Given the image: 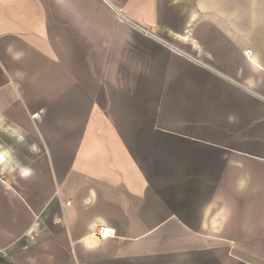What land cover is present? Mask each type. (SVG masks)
I'll list each match as a JSON object with an SVG mask.
<instances>
[{"label":"crops","instance_id":"crops-1","mask_svg":"<svg viewBox=\"0 0 264 264\" xmlns=\"http://www.w3.org/2000/svg\"><path fill=\"white\" fill-rule=\"evenodd\" d=\"M0 264H264V0H0Z\"/></svg>","mask_w":264,"mask_h":264},{"label":"built area","instance_id":"built-area-1","mask_svg":"<svg viewBox=\"0 0 264 264\" xmlns=\"http://www.w3.org/2000/svg\"><path fill=\"white\" fill-rule=\"evenodd\" d=\"M143 31L145 33H148L150 35H152V33H150L149 31L143 29ZM195 61H197V59H193ZM95 236L100 240V239H105L107 237H110L113 235V231L111 228L107 227V226H101L99 227V229L94 233Z\"/></svg>","mask_w":264,"mask_h":264},{"label":"rangeland","instance_id":"rangeland-1","mask_svg":"<svg viewBox=\"0 0 264 264\" xmlns=\"http://www.w3.org/2000/svg\"><path fill=\"white\" fill-rule=\"evenodd\" d=\"M15 145H16V148H17L16 150H17V153H18V151L24 149V146L26 145V142H23V141L18 142V141H17V142L15 143ZM20 155H21V157H22V161H24V160H25V157H26V156H25L26 154L21 153Z\"/></svg>","mask_w":264,"mask_h":264}]
</instances>
